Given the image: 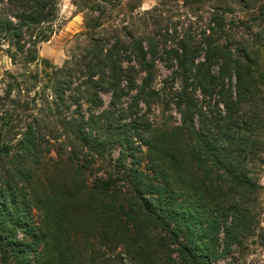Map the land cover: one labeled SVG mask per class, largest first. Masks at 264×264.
<instances>
[{"label": "trees", "instance_id": "1", "mask_svg": "<svg viewBox=\"0 0 264 264\" xmlns=\"http://www.w3.org/2000/svg\"><path fill=\"white\" fill-rule=\"evenodd\" d=\"M87 3L85 45L57 66L38 49L58 0H0V51L17 67L0 76V264H212L264 197V5L248 6L241 40L217 8L200 39L166 33L159 49L152 10L143 32L104 27L139 0ZM157 60L168 88L153 85ZM154 102L179 123L133 109Z\"/></svg>", "mask_w": 264, "mask_h": 264}, {"label": "rangeland", "instance_id": "2", "mask_svg": "<svg viewBox=\"0 0 264 264\" xmlns=\"http://www.w3.org/2000/svg\"><path fill=\"white\" fill-rule=\"evenodd\" d=\"M122 1L123 4L132 3V0ZM86 2L87 0H58V15L54 32L49 40L39 44L38 52L41 57L61 66L71 55L80 52L86 42V36L81 34L85 31L84 13L88 11ZM260 5H264V0H204L191 4H186L182 0H139L137 8L131 12H128L129 6L127 5L122 10L118 8L112 12L106 10L104 27H109L111 24L119 26L130 22L135 23L134 28L138 32H143L145 29L142 26L141 16L145 10H152L148 16L150 18L148 23H151L149 28L161 49L164 44L161 36L166 33L168 35L172 33L173 37L194 36L200 39L201 30L206 27L216 9L220 8L223 12L227 11L224 14L225 21L233 22V28H229L227 33L233 35L236 40H241L245 32L242 22L248 21L253 13L249 7L257 9ZM16 68L5 52L0 51V76L6 71H15ZM170 74L171 71L166 67L165 62L157 60L154 87L168 88ZM102 98L104 105L101 109H105L109 105L110 96L102 94ZM123 100L125 103L130 102L129 97H124ZM133 109L138 114L144 113L153 125L170 126L179 123V115L172 105L167 107L161 102H154L148 108L140 103ZM144 152L145 147L142 146L141 150H136L135 154L140 156L144 155ZM118 154L119 147L117 146L113 151V156L116 157ZM52 156H55V153H52ZM140 167H145V159L142 160ZM261 183L264 185V174L261 177ZM256 217L257 220L244 233L240 244L233 245L229 253H222V244H220L212 264H264V197L256 210Z\"/></svg>", "mask_w": 264, "mask_h": 264}]
</instances>
